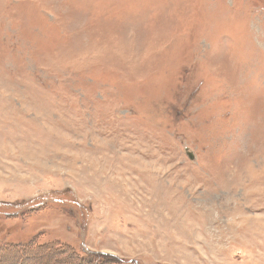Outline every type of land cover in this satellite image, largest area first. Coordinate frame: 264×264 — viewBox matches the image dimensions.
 Instances as JSON below:
<instances>
[{
  "label": "rangeland",
  "instance_id": "obj_1",
  "mask_svg": "<svg viewBox=\"0 0 264 264\" xmlns=\"http://www.w3.org/2000/svg\"><path fill=\"white\" fill-rule=\"evenodd\" d=\"M90 260L264 264V0H0V264Z\"/></svg>",
  "mask_w": 264,
  "mask_h": 264
},
{
  "label": "water",
  "instance_id": "obj_2",
  "mask_svg": "<svg viewBox=\"0 0 264 264\" xmlns=\"http://www.w3.org/2000/svg\"><path fill=\"white\" fill-rule=\"evenodd\" d=\"M188 150H185V154L186 156L188 157L189 160L193 161L194 160V156L192 153L190 152H187Z\"/></svg>",
  "mask_w": 264,
  "mask_h": 264
},
{
  "label": "trees",
  "instance_id": "obj_3",
  "mask_svg": "<svg viewBox=\"0 0 264 264\" xmlns=\"http://www.w3.org/2000/svg\"><path fill=\"white\" fill-rule=\"evenodd\" d=\"M48 246H50V245H48ZM48 246H46V247H48ZM40 248H44V247H40ZM100 256H101L102 258H103V257L113 258L112 256H108V255L103 254V253H101ZM87 264H92V261L90 260Z\"/></svg>",
  "mask_w": 264,
  "mask_h": 264
}]
</instances>
